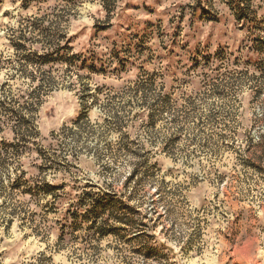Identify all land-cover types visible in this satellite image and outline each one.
I'll return each instance as SVG.
<instances>
[{
  "label": "rangeland",
  "instance_id": "obj_1",
  "mask_svg": "<svg viewBox=\"0 0 264 264\" xmlns=\"http://www.w3.org/2000/svg\"><path fill=\"white\" fill-rule=\"evenodd\" d=\"M109 2L0 0V264H264V0Z\"/></svg>",
  "mask_w": 264,
  "mask_h": 264
},
{
  "label": "trees",
  "instance_id": "obj_2",
  "mask_svg": "<svg viewBox=\"0 0 264 264\" xmlns=\"http://www.w3.org/2000/svg\"><path fill=\"white\" fill-rule=\"evenodd\" d=\"M103 1V3L105 2V5L107 6V8L109 9L110 8V0H102ZM112 1H114V5H113V7L112 8H115L116 7V4H115V2H116V0H112ZM60 49H58L57 51H59Z\"/></svg>",
  "mask_w": 264,
  "mask_h": 264
}]
</instances>
